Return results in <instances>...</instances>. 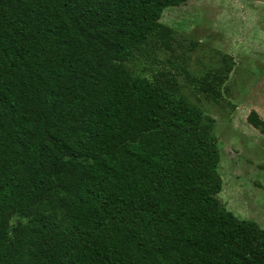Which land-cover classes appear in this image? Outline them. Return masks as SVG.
<instances>
[{
	"label": "trees",
	"instance_id": "obj_1",
	"mask_svg": "<svg viewBox=\"0 0 264 264\" xmlns=\"http://www.w3.org/2000/svg\"><path fill=\"white\" fill-rule=\"evenodd\" d=\"M187 1L0 0V264H264L217 199L214 119L128 65Z\"/></svg>",
	"mask_w": 264,
	"mask_h": 264
},
{
	"label": "rangeland",
	"instance_id": "obj_2",
	"mask_svg": "<svg viewBox=\"0 0 264 264\" xmlns=\"http://www.w3.org/2000/svg\"><path fill=\"white\" fill-rule=\"evenodd\" d=\"M169 48L153 43L128 65L136 76L173 75L192 103L214 119L220 150L217 199L240 220L264 229V0H189L167 8ZM232 66L222 97L205 92Z\"/></svg>",
	"mask_w": 264,
	"mask_h": 264
}]
</instances>
